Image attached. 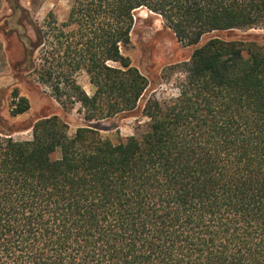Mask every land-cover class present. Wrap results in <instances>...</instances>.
Instances as JSON below:
<instances>
[{
  "label": "trees",
  "instance_id": "trees-1",
  "mask_svg": "<svg viewBox=\"0 0 264 264\" xmlns=\"http://www.w3.org/2000/svg\"><path fill=\"white\" fill-rule=\"evenodd\" d=\"M177 41L264 27V0H68L25 19L12 69L87 121L136 108L147 78L123 49L134 14ZM26 27L32 33L28 34ZM211 36L173 64L178 93L148 97L139 135L112 142L56 115L0 134V264H264V47ZM83 71L93 91L76 81ZM12 115L29 108L12 93Z\"/></svg>",
  "mask_w": 264,
  "mask_h": 264
},
{
  "label": "rangeland",
  "instance_id": "rangeland-1",
  "mask_svg": "<svg viewBox=\"0 0 264 264\" xmlns=\"http://www.w3.org/2000/svg\"><path fill=\"white\" fill-rule=\"evenodd\" d=\"M67 9L68 0H0L1 135L11 136L14 140L31 139L33 123L51 115H56L67 124L70 135L77 127L85 124L97 129L112 142L128 135H139L147 124V118L141 113L145 100L148 97L165 99L178 93L177 85L181 73L173 68V64L188 60L196 46L216 35L227 40H255L256 46L264 47V27L212 32L204 35L195 45H185L177 41L159 15L144 8L139 9L134 14L130 45L123 52L129 56L132 65L147 78L144 94L136 108L131 111L87 121L83 118V109L79 103L62 106L45 87L34 84L12 69L13 63L21 57L18 35L24 32L25 19L40 22L50 10L58 19H63ZM26 31L28 34L32 33L30 27H26ZM75 79L88 94L92 93L93 88L83 71L78 72ZM14 89L29 101V108L16 115L10 112Z\"/></svg>",
  "mask_w": 264,
  "mask_h": 264
}]
</instances>
